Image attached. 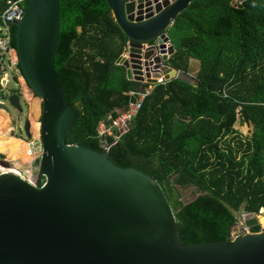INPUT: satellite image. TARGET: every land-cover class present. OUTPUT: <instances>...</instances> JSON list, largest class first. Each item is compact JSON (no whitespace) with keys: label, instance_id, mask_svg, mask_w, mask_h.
<instances>
[{"label":"trees","instance_id":"trees-1","mask_svg":"<svg viewBox=\"0 0 264 264\" xmlns=\"http://www.w3.org/2000/svg\"><path fill=\"white\" fill-rule=\"evenodd\" d=\"M7 0H0V14ZM28 0L23 1V9ZM192 0L169 29L176 52L168 64L194 82L173 78L144 98L126 135L105 152L98 123L123 111L124 93L145 84L127 80L115 64L128 39L105 0H59L55 70L65 102L76 113L66 144L105 152L121 168L149 174L173 212L181 245L218 244L235 222L233 212L264 209V0ZM16 55V26L9 25ZM22 78V77H21ZM12 90L11 93H15ZM247 129L240 134L238 127ZM13 139V141H12ZM0 153L26 162L31 152L0 133ZM44 181L37 180V186ZM196 195L181 202L178 188Z\"/></svg>","mask_w":264,"mask_h":264},{"label":"water","instance_id":"water-1","mask_svg":"<svg viewBox=\"0 0 264 264\" xmlns=\"http://www.w3.org/2000/svg\"><path fill=\"white\" fill-rule=\"evenodd\" d=\"M105 2L128 39L129 62L122 55L115 62L127 80L143 82L145 71L148 82L162 75L194 82L166 64L176 52L168 31L192 0ZM59 14V0H28L12 23L22 79L40 101L39 177L45 183L37 187L0 173V264H264V230L255 213L241 214L248 233L181 245L156 179L116 166L105 152L66 144L76 113L55 70ZM7 104L21 113L18 94H9ZM0 109L8 111L4 104ZM22 131L29 138L27 120Z\"/></svg>","mask_w":264,"mask_h":264},{"label":"rangeland","instance_id":"rangeland-1","mask_svg":"<svg viewBox=\"0 0 264 264\" xmlns=\"http://www.w3.org/2000/svg\"><path fill=\"white\" fill-rule=\"evenodd\" d=\"M241 1L242 0H233L232 6L239 5ZM125 49L126 47L121 55L125 54ZM7 71L9 72L8 83L6 85L7 89H3L0 93V104H4L8 111L0 109V133L5 138L12 137L17 140L20 139L25 144V147L30 150L31 158L26 162H22L21 159L11 160L6 154L0 153V173L7 172L18 174L25 181L34 185L39 177V163L41 157V143L38 125L40 101L39 98L34 96L29 89L24 86L19 72H17L18 74H15V72ZM197 71L198 62L190 59L188 73L186 75L190 78H194ZM12 90H15V93L18 94L19 106L21 108L20 114L11 109L7 104L8 95L11 94ZM25 119L29 122V138H26L22 131V124ZM238 129L242 135L247 133V129L244 126H239ZM177 195L181 202H187L196 195V191L191 187L178 188ZM262 210L256 215L264 217V211ZM243 213L244 211L242 208L237 212L232 213L235 219V224L229 230L230 238L234 236L239 228V223H243L241 219V214ZM259 225L262 229L264 228V225Z\"/></svg>","mask_w":264,"mask_h":264},{"label":"built area","instance_id":"built-area-1","mask_svg":"<svg viewBox=\"0 0 264 264\" xmlns=\"http://www.w3.org/2000/svg\"><path fill=\"white\" fill-rule=\"evenodd\" d=\"M23 1L24 0H7V7L0 14V93L3 89H7L6 85L9 77V72L7 70L15 72V74H18L17 72H19L16 60L11 59L10 57L9 25L15 20H20L23 11ZM150 46H152L151 43L144 44V47ZM167 62L166 64H168ZM149 72L151 73V71ZM145 73L147 72L143 71V82H139L145 84L143 88L140 87L137 90H130L124 93L127 97V105L125 109L123 111L116 110L109 113L98 123L96 128V139L101 143L105 152H107L111 146L117 145L121 138L128 133L131 123L141 109L144 98L150 95L157 85H165L168 81L165 79L164 75H162L160 78L155 79L156 82H148ZM16 175L19 176L18 174ZM42 181L45 183V180ZM44 183H42V185H44ZM34 185L37 186V181ZM245 233H248L247 227H245L243 223H239V228L231 238Z\"/></svg>","mask_w":264,"mask_h":264},{"label":"bare ground","instance_id":"bare-ground-1","mask_svg":"<svg viewBox=\"0 0 264 264\" xmlns=\"http://www.w3.org/2000/svg\"><path fill=\"white\" fill-rule=\"evenodd\" d=\"M121 61L122 62H129L128 61V57H127V55L126 54H123L122 56H121ZM262 210V209H261ZM262 211H264V210H262ZM258 218V222H259V224H261V225H264V217H262V216H258L257 217Z\"/></svg>","mask_w":264,"mask_h":264},{"label":"crops","instance_id":"crops-1","mask_svg":"<svg viewBox=\"0 0 264 264\" xmlns=\"http://www.w3.org/2000/svg\"><path fill=\"white\" fill-rule=\"evenodd\" d=\"M10 57H11V59L15 60V58L13 57V54L12 53H10ZM21 80H22V78H21Z\"/></svg>","mask_w":264,"mask_h":264},{"label":"flooded vegetation","instance_id":"flooded-vegetation-1","mask_svg":"<svg viewBox=\"0 0 264 264\" xmlns=\"http://www.w3.org/2000/svg\"><path fill=\"white\" fill-rule=\"evenodd\" d=\"M21 77H22V76H21ZM22 81H23V79H22ZM23 84H24V86H26L25 83H24V81H23ZM25 120H26V119H25ZM25 120H24V121H25ZM22 126H23V124H22Z\"/></svg>","mask_w":264,"mask_h":264}]
</instances>
